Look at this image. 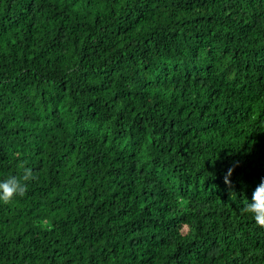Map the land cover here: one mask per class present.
Wrapping results in <instances>:
<instances>
[{
  "label": "trees",
  "instance_id": "16d2710c",
  "mask_svg": "<svg viewBox=\"0 0 264 264\" xmlns=\"http://www.w3.org/2000/svg\"><path fill=\"white\" fill-rule=\"evenodd\" d=\"M25 168L0 264H264V0H0V179Z\"/></svg>",
  "mask_w": 264,
  "mask_h": 264
},
{
  "label": "clouds",
  "instance_id": "9594fccd",
  "mask_svg": "<svg viewBox=\"0 0 264 264\" xmlns=\"http://www.w3.org/2000/svg\"><path fill=\"white\" fill-rule=\"evenodd\" d=\"M230 172L231 169H229ZM30 175V170L25 168L22 176L8 175L0 179V202L7 203L14 197L22 195L26 188L24 181H27ZM242 207L243 211L250 214L258 225L264 226V177L254 189L251 201L247 200Z\"/></svg>",
  "mask_w": 264,
  "mask_h": 264
}]
</instances>
